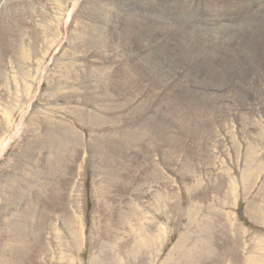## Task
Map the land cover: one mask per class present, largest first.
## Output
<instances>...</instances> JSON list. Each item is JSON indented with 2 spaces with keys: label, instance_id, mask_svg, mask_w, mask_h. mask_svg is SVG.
<instances>
[{
  "label": "rangeland",
  "instance_id": "374dc122",
  "mask_svg": "<svg viewBox=\"0 0 264 264\" xmlns=\"http://www.w3.org/2000/svg\"><path fill=\"white\" fill-rule=\"evenodd\" d=\"M0 264H264V0H0Z\"/></svg>",
  "mask_w": 264,
  "mask_h": 264
},
{
  "label": "bare ground",
  "instance_id": "6f19581e",
  "mask_svg": "<svg viewBox=\"0 0 264 264\" xmlns=\"http://www.w3.org/2000/svg\"><path fill=\"white\" fill-rule=\"evenodd\" d=\"M144 4V3H143ZM161 7V6H160ZM142 9L144 10L145 8L144 7H142ZM153 10V9H152ZM147 11V10H146ZM165 11H167V10H165ZM147 14V13H146ZM162 15V14H161ZM130 16V15H129ZM130 18V17H129ZM174 23V22H173ZM139 25V24H138ZM141 25V24H140ZM165 28V27H164ZM183 29V28H182ZM172 30V29H171ZM175 31V30H174ZM174 31H173V33H174ZM166 32V31H165ZM164 32V33H165ZM167 32H168V29H167ZM127 33V32H126ZM151 33V32H150ZM153 34V33H152ZM177 34V33H176ZM151 35V34H150ZM155 35V34H154ZM164 35V34H163ZM158 37V36H157ZM129 38V37H128ZM172 38V37H171ZM124 39V38H123ZM148 39V38H147ZM166 39V38H165ZM213 39V38H212ZM152 40V39H151ZM158 40V39H157ZM124 41V40H123ZM148 41V40H147ZM159 41V40H158ZM157 41V42H158ZM152 42V41H151ZM123 43V42H122ZM163 43V42H162ZM142 44V43H141ZM121 45V44H120ZM192 45V44H191ZM142 46V45H141ZM164 46V45H163ZM166 46V45H165ZM182 46V45H181ZM194 46V45H193ZM171 49V48H170ZM176 49V48H175ZM190 49V48H189ZM121 50H123V49H121ZM163 50V49H162ZM174 50V49H173ZM186 50V49H185ZM202 50V49H201ZM148 51V50H147ZM154 51V50H153ZM204 51V50H203ZM130 52V51H129ZM132 52V51H131ZM152 52V51H151ZM154 52H156V51H154ZM178 52V51H177ZM176 52V53H177ZM195 52V51H194ZM123 53V52H122ZM169 53V52H168ZM156 54V53H155ZM183 54V53H182ZM207 54V53H206ZM141 55V54H140ZM179 55V54H178ZM185 55V54H184ZM199 55V54H198ZM208 55V54H207ZM146 56V55H145ZM151 56V55H150ZM175 56V55H174ZM176 57V56H175ZM188 57V56H187ZM200 57V56H199ZM201 58V57H200ZM200 58H199V60H200ZM198 59V58H197ZM142 60H143V58H142ZM151 60H153V59H151ZM160 60V59H159ZM167 60V59H166ZM173 60V59H172ZM243 60V59H242ZM149 61V60H148ZM179 61V60H178ZM249 61V60H248ZM155 62V61H154ZM209 62V61H208ZM144 63V62H143ZM181 63V62H180ZM196 63V62H195ZM198 63H200V62H198ZM241 63V62H240ZM147 64V63H146ZM169 64V63H168ZM184 64V63H183ZM186 64V63H185ZM143 65V64H142ZM170 65V64H169ZM180 65V64H179ZM197 66L199 65V64H196ZM201 65V64H200ZM209 66H210V63L208 64ZM218 65H220V64H218ZM248 65V64H247ZM162 66H163V64H162ZM176 66H177V64H176ZM232 66V65H231ZM168 67H170V66H168ZM159 68V67H158ZM178 68V67H177ZM192 68V67H191ZM206 67L204 66V69H205ZM168 69V68H167ZM163 70V69H162ZM192 70V69H191ZM205 70H207V69H205ZM145 71V70H144ZM166 71V70H165ZM197 71H199V70H197ZM230 71H232V70H230ZM241 71V70H240ZM147 72V71H146ZM167 72H169V71H167ZM213 72V71H212ZM147 73H149V72H147ZM238 73V72H237ZM169 74V73H168ZM185 74V73H184ZM189 74V73H188ZM208 74V73H207ZM207 74L205 73V74H203L202 75V77L204 78V79H207L208 77H207ZM236 74V73H235ZM197 75V74H196ZM201 75V74H200ZM199 75V76H200ZM226 75V74H225ZM232 75V74H231ZM242 75V74H241ZM145 76V75H144ZM230 76V75H229ZM182 77V76H181ZM237 77V76H236ZM141 78V77H140ZM239 78V77H238ZM178 81V80H177ZM204 81V80H203ZM128 82V81H127ZM162 82V81H161ZM233 82V81H232ZM231 82V83H232ZM190 83V82H189ZM234 83H236V82H234ZM126 87V86H125ZM207 87V86H206ZM113 92V91H112ZM111 93V92H110ZM194 93V92H193ZM216 93V92H215ZM243 94V93H242ZM203 95V94H202ZM185 96V95H184ZM158 97V96H157ZM124 98V97H123ZM202 98V97H201ZM189 100V99H188ZM154 105V104H153ZM159 106V105H158ZM127 110V109H126ZM106 114V113H105ZM155 115V114H154ZM149 116V115H148ZM43 149V148H42ZM46 154V153H45ZM41 157V156H40ZM53 163V162H52ZM65 169V168H64ZM41 172V171H40ZM67 176V175H66ZM54 179V178H53ZM46 181V180H45ZM36 188H38V187H36ZM101 188V187H100ZM62 190V189H61ZM102 190V189H101ZM21 197V196H20ZM100 197V196H99ZM10 201V200H9ZM3 204H4V202H3ZM35 206V205H34ZM33 208V207H32ZM22 209V208H21ZM172 209V208H171ZM16 210V209H15ZM21 211H23V210H21ZM31 212V211H30ZM36 215V214H35ZM19 217V216H18ZM182 218V217H181ZM24 219V218H23ZM29 219V218H28ZM155 219V218H154ZM16 220V219H15ZM158 223V222H157ZM25 224V223H24ZM20 227V226H19ZM24 227H26V226H24ZM18 228V227H17ZM39 228V227H38ZM20 229V228H19ZM26 230V229H25ZM129 230V229H128ZM246 230V229H245ZM3 233V232H2ZM22 233V232H21ZM138 234V233H137ZM188 238V237H187ZM127 239V238H126ZM130 239V238H129ZM10 241H11V239H10ZM137 241V240H136ZM144 242V241H143ZM142 241H139V244H138V247H141V245L142 244H146V243H143ZM17 243V242H16ZM136 243V242H135ZM138 243V242H137ZM136 243V244H137ZM22 246V245H21ZM133 247V246H132ZM186 248V247H185ZM24 252V251H23ZM194 254V253H193ZM192 254V255H193ZM47 255V254H46ZM18 257V256H17ZM192 258V257H191ZM176 261V260H175Z\"/></svg>",
  "mask_w": 264,
  "mask_h": 264
}]
</instances>
